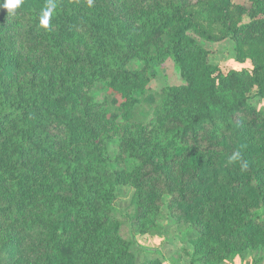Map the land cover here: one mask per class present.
I'll return each instance as SVG.
<instances>
[{"label":"trees","instance_id":"16d2710c","mask_svg":"<svg viewBox=\"0 0 264 264\" xmlns=\"http://www.w3.org/2000/svg\"><path fill=\"white\" fill-rule=\"evenodd\" d=\"M236 1L53 0L47 28L48 0L0 9V264H162L139 260L121 231L158 235L164 205L192 262L264 253V112L250 103L254 91L264 100V0ZM197 11L263 49L251 69L208 63L188 34L215 41ZM168 59L183 84L162 90L147 124L135 120ZM120 187L133 190L125 212Z\"/></svg>","mask_w":264,"mask_h":264},{"label":"rangeland","instance_id":"374dc122","mask_svg":"<svg viewBox=\"0 0 264 264\" xmlns=\"http://www.w3.org/2000/svg\"><path fill=\"white\" fill-rule=\"evenodd\" d=\"M236 4L247 5L243 0H237ZM198 13V22L204 31L215 38V41H206L203 38L198 37L193 32H189L196 43L208 51V63L218 67L221 70H241L251 69L256 55L263 49L255 46H241L233 41L230 37L224 36L221 27L209 24L205 19V15ZM237 25L247 23L248 17H242L237 19ZM138 68L140 63L131 61L128 67ZM183 84V80L180 78L178 68L173 62L168 59L162 63L156 69V76L153 78L149 85L148 94L152 95L154 104L144 105L139 114H137L135 120H140L144 123H148L153 116L155 108L161 104V92L163 89ZM92 96L95 101L102 102L108 96V90L101 84H95L92 90ZM259 91H254L250 94V103L264 112V100L258 96ZM120 101V100H119ZM127 123L122 119H118L113 132L111 133V142L108 145V151L111 157H115L119 154V141L123 136L124 129ZM133 190L130 187H120L117 190V199L115 201V207L120 212H125ZM167 199H164L166 204ZM129 211H127L128 213ZM256 215L262 216L264 212L263 208L254 210ZM162 216V232L158 235H144L139 236L134 234L129 226H123L121 234L125 239L132 240V250L134 254L141 259L157 258L162 264H199L191 261L193 248L190 242H186L182 233V224L173 223L168 219V213L165 205L161 210ZM264 257V253L258 252L257 256L247 252L241 258L226 262L224 264H264V259L259 262L260 258Z\"/></svg>","mask_w":264,"mask_h":264},{"label":"clouds","instance_id":"9594fccd","mask_svg":"<svg viewBox=\"0 0 264 264\" xmlns=\"http://www.w3.org/2000/svg\"><path fill=\"white\" fill-rule=\"evenodd\" d=\"M23 2L24 0H2V2H0V9H6L8 15H13L15 10L18 9ZM55 7L56 5L53 0H48V4L42 10L40 17V22L43 27L47 28L49 26V21L54 13Z\"/></svg>","mask_w":264,"mask_h":264}]
</instances>
